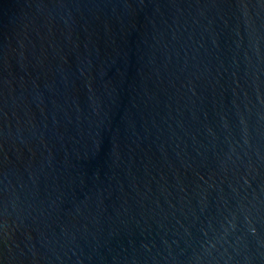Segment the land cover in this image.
<instances>
[{
  "label": "water",
  "instance_id": "obj_1",
  "mask_svg": "<svg viewBox=\"0 0 264 264\" xmlns=\"http://www.w3.org/2000/svg\"><path fill=\"white\" fill-rule=\"evenodd\" d=\"M0 264H264V0H0Z\"/></svg>",
  "mask_w": 264,
  "mask_h": 264
}]
</instances>
